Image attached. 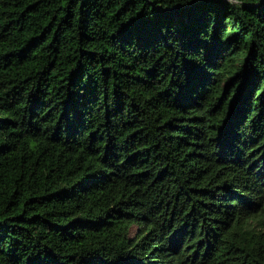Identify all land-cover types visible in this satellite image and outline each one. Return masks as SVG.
I'll return each mask as SVG.
<instances>
[{
    "label": "trees",
    "instance_id": "1",
    "mask_svg": "<svg viewBox=\"0 0 264 264\" xmlns=\"http://www.w3.org/2000/svg\"><path fill=\"white\" fill-rule=\"evenodd\" d=\"M0 264H264V0H0Z\"/></svg>",
    "mask_w": 264,
    "mask_h": 264
}]
</instances>
